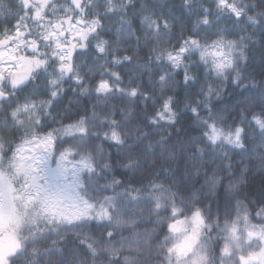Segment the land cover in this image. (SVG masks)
<instances>
[{
    "label": "snow or ice",
    "instance_id": "6c2138e0",
    "mask_svg": "<svg viewBox=\"0 0 264 264\" xmlns=\"http://www.w3.org/2000/svg\"><path fill=\"white\" fill-rule=\"evenodd\" d=\"M182 8L177 32L147 0H0V264H264V84L243 74L264 0ZM229 83L258 110L218 108Z\"/></svg>",
    "mask_w": 264,
    "mask_h": 264
},
{
    "label": "trees",
    "instance_id": "16d2710c",
    "mask_svg": "<svg viewBox=\"0 0 264 264\" xmlns=\"http://www.w3.org/2000/svg\"><path fill=\"white\" fill-rule=\"evenodd\" d=\"M143 2V0H141ZM147 2L153 6L159 5L160 8H162L166 13L168 11H171L172 14L176 17V30L177 32L181 27H184L186 31L190 30L192 28L193 23L195 22V17L190 16L183 8H182V0H147ZM5 3H7V0H5ZM114 23V22H113ZM133 25L135 28L139 27V20H134ZM111 26V24H109ZM230 31L232 32V35H229L228 38L235 39L236 38V31L235 29H231V26H229ZM111 33H108L103 38L108 39L110 38ZM247 54V63L243 66V74L248 77L247 80H245L246 84L250 83H256L257 85L264 84V32H261L259 29L256 30L255 35L253 36V42L249 44V47L246 51ZM88 64L91 65L92 58L89 56L87 58ZM125 72L127 70H124ZM95 79V77H93ZM178 80L182 79V76L177 77ZM125 82L127 83V78L125 79ZM147 83V81H145ZM67 87V85H66ZM175 94L177 95L178 99L183 100L185 92L183 87L181 86L179 89L174 90ZM195 91V89H193ZM73 93L69 89L66 92L64 100L57 106V110H61L65 107V105L68 104V99L72 97ZM251 95H255L256 99L255 101H252L253 108H256L257 105L261 104V98L259 96V89H252L249 92H246L244 94V97L241 96L240 90L235 88L231 83L227 85L226 90L222 93V97L219 101H216V106L220 109L227 108L228 112L226 113L229 117H235L237 115V112L234 110L235 106L237 104L238 100H241L242 98H248ZM91 101L84 100L83 104L77 106L73 105V112L74 113H80L83 114V109L86 106H89ZM116 104L117 107L121 105L122 102L120 101H111L109 102V106L111 104ZM181 107H183L181 105ZM258 110V108H256ZM78 115L73 114L72 119H77ZM180 127H183L184 129H191L192 128V119H191V113L190 112H184L183 116L180 121ZM191 134L195 135V132H192ZM105 148L107 150V145H105ZM113 153V158L115 159V149L111 150ZM239 159L238 157L236 158ZM176 165H173L175 167ZM159 170V169H157ZM116 175L120 178H126L131 179L133 181L134 186H139V181L143 180L144 183H147L148 179L152 178L147 173H137V174H131L127 177L124 176L123 170L120 168L115 169ZM200 181L203 182V175L200 177ZM261 188H264V171L260 169H254L250 171L247 175V189L250 193H259Z\"/></svg>",
    "mask_w": 264,
    "mask_h": 264
}]
</instances>
